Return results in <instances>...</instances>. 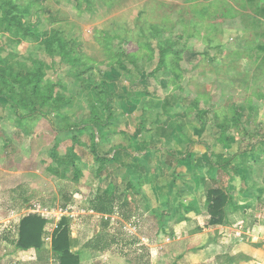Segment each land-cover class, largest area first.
I'll return each instance as SVG.
<instances>
[{"label": "rangeland", "instance_id": "374dc122", "mask_svg": "<svg viewBox=\"0 0 264 264\" xmlns=\"http://www.w3.org/2000/svg\"><path fill=\"white\" fill-rule=\"evenodd\" d=\"M10 1L7 14L0 0V264H60L61 220L77 264L111 253L152 264L172 224L209 223V187L228 195V212L264 186V0ZM115 188L119 220L138 223L132 241L86 211ZM26 215L46 220L39 250L15 246ZM88 244L111 253L91 258Z\"/></svg>", "mask_w": 264, "mask_h": 264}, {"label": "crops", "instance_id": "0c3cea01", "mask_svg": "<svg viewBox=\"0 0 264 264\" xmlns=\"http://www.w3.org/2000/svg\"><path fill=\"white\" fill-rule=\"evenodd\" d=\"M255 187L249 197H236L237 207L225 211L219 224L200 226L195 221L200 220L197 214L172 224L173 237L169 243H157L152 264H264V186ZM105 248L86 245L78 250L97 258L101 252H110ZM111 254L108 264H130L126 256Z\"/></svg>", "mask_w": 264, "mask_h": 264}, {"label": "trees", "instance_id": "16d2710c", "mask_svg": "<svg viewBox=\"0 0 264 264\" xmlns=\"http://www.w3.org/2000/svg\"><path fill=\"white\" fill-rule=\"evenodd\" d=\"M10 2V0H7L8 8L5 11V13L7 14H11L9 9ZM30 5H32V2H27L24 9L29 8ZM47 38V49L55 45L54 48L64 61L70 62V65H76V63H78L79 57L72 54V46H70V44L63 43L61 39H57L56 37ZM0 96L3 95L0 94ZM130 157L133 158V156L131 155ZM114 159L115 155H110L108 161H113ZM206 191V198L208 201L207 204L210 213L209 224H219L223 221V218L225 216V206H228L229 204L228 195H226L217 187H209ZM119 198L120 196H116L115 188V192L110 194V196L106 192H103L90 199L88 208L96 213H112L114 211L113 206L116 202L119 201ZM72 200L73 199L70 196H65V200L59 202V207L64 209ZM64 222V220H61L57 224L58 226H56L54 230L51 247L53 252L58 255L60 264H77L78 253L72 250V240L70 238L69 230ZM45 226L46 220L39 215L23 216L19 221L18 236L15 240L16 248L25 251L31 249L39 250L42 247V237ZM88 246L92 249H103L105 247L104 244L101 247H96L95 244H88Z\"/></svg>", "mask_w": 264, "mask_h": 264}, {"label": "built area", "instance_id": "2783aa9c", "mask_svg": "<svg viewBox=\"0 0 264 264\" xmlns=\"http://www.w3.org/2000/svg\"><path fill=\"white\" fill-rule=\"evenodd\" d=\"M60 208V207H59ZM66 208V207H65ZM62 209L60 208L59 210V214L60 215H66V209ZM83 210H79L78 212H82ZM86 211H88L87 213L89 215H92V216H99L101 217L102 219L105 220L106 223H108V227L109 226H112L113 224L114 225H119L120 229L122 230V232L124 233V236H125V233L128 234L130 238V240L132 241V239L134 240L135 237H137V229H138V223L136 221H134L133 219L131 220L128 219H120V215L117 211H113L112 213H96L94 212L93 210L89 209L88 207L86 208ZM113 225V226H114Z\"/></svg>", "mask_w": 264, "mask_h": 264}]
</instances>
